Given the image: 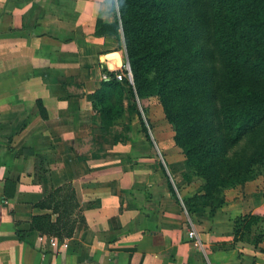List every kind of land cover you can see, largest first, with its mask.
I'll list each match as a JSON object with an SVG mask.
<instances>
[{
	"label": "crops",
	"instance_id": "crops-1",
	"mask_svg": "<svg viewBox=\"0 0 264 264\" xmlns=\"http://www.w3.org/2000/svg\"><path fill=\"white\" fill-rule=\"evenodd\" d=\"M113 20L112 0H0V264H264V238L254 246L233 233L248 214L264 232V186L228 192L210 214L207 203H184L194 186L172 197L166 176L178 166L134 119L117 142L93 133L100 117L87 95L118 50L97 22ZM22 149L44 155L53 187L76 195L82 219L65 250L27 231L43 194Z\"/></svg>",
	"mask_w": 264,
	"mask_h": 264
},
{
	"label": "trees",
	"instance_id": "trees-1",
	"mask_svg": "<svg viewBox=\"0 0 264 264\" xmlns=\"http://www.w3.org/2000/svg\"><path fill=\"white\" fill-rule=\"evenodd\" d=\"M112 13V23L97 22V34L115 36L118 50L111 52L114 68L104 70L107 80L87 95L100 117L93 133L117 142L130 131L127 124L114 130L129 110L150 139L137 100L156 98L183 155L182 181L200 182L184 203H207L213 214L228 192L264 177V0H112ZM20 154L31 157L43 194L27 231L72 238L82 219L72 187H53L44 155ZM166 178L178 201L180 185ZM261 221L254 214L237 218L234 242L257 246ZM15 232L22 240L25 230L18 225Z\"/></svg>",
	"mask_w": 264,
	"mask_h": 264
},
{
	"label": "rangeland",
	"instance_id": "rangeland-1",
	"mask_svg": "<svg viewBox=\"0 0 264 264\" xmlns=\"http://www.w3.org/2000/svg\"><path fill=\"white\" fill-rule=\"evenodd\" d=\"M128 67L127 70L128 72H130ZM143 102L144 103H140L137 100V108L141 113L142 118L145 122V127L148 130L149 137L153 141V144L156 145L155 151L159 150L162 153L163 157L167 156L168 159L169 158L174 159V161L172 162L173 165H175V167H173L174 172L178 166V169H176L178 173L175 176L172 177L170 176L171 178L168 177L171 180L170 182L180 186H186V187L194 186L195 188H197L196 190H198L200 185L199 180H195L191 184L188 183L186 184L182 181V174L184 171L183 155L181 153V150L175 147L173 143L172 140V137L174 135L173 130L171 126L168 125V123L165 121L161 107L159 106L157 99L150 98ZM142 106L145 109L144 111H142ZM126 107L127 105H125V108ZM132 119H134L136 122V128L138 130V133L141 132L142 134H144V132H142L141 125L137 115L129 110H126L123 119L118 120V125L114 127V130L116 132H122L123 126H126V124L131 123ZM252 185L264 186V177H259L257 181H254V184H250L248 186H252Z\"/></svg>",
	"mask_w": 264,
	"mask_h": 264
},
{
	"label": "built area",
	"instance_id": "built-area-1",
	"mask_svg": "<svg viewBox=\"0 0 264 264\" xmlns=\"http://www.w3.org/2000/svg\"><path fill=\"white\" fill-rule=\"evenodd\" d=\"M195 236V233L190 231L189 233V237L191 239H193ZM45 239L47 240V243L49 245L50 248L54 249V250H65L68 248V240H63V241H59L57 238L54 237H45Z\"/></svg>",
	"mask_w": 264,
	"mask_h": 264
},
{
	"label": "water",
	"instance_id": "water-1",
	"mask_svg": "<svg viewBox=\"0 0 264 264\" xmlns=\"http://www.w3.org/2000/svg\"><path fill=\"white\" fill-rule=\"evenodd\" d=\"M128 69H129V67H128ZM129 78H130V81H131V83L133 82L132 81V75H131V73L129 72Z\"/></svg>",
	"mask_w": 264,
	"mask_h": 264
}]
</instances>
